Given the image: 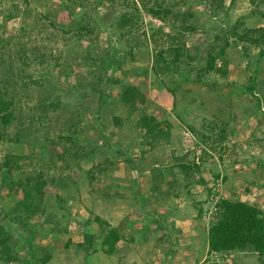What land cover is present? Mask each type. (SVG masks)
Returning <instances> with one entry per match:
<instances>
[{
	"label": "rangeland",
	"instance_id": "obj_1",
	"mask_svg": "<svg viewBox=\"0 0 264 264\" xmlns=\"http://www.w3.org/2000/svg\"><path fill=\"white\" fill-rule=\"evenodd\" d=\"M225 200L264 212V0H0V264H264Z\"/></svg>",
	"mask_w": 264,
	"mask_h": 264
},
{
	"label": "trees",
	"instance_id": "obj_2",
	"mask_svg": "<svg viewBox=\"0 0 264 264\" xmlns=\"http://www.w3.org/2000/svg\"><path fill=\"white\" fill-rule=\"evenodd\" d=\"M212 65H209L211 69ZM254 95V94H253ZM8 122V118L6 119ZM149 127V128H148ZM155 127L153 122V128ZM145 132L151 139L157 137L152 127L147 126ZM166 134L159 132V136L164 138ZM158 136V137H159ZM156 142L151 143L155 145ZM150 144V143H149ZM181 169L188 170L189 167L184 164L179 165ZM178 168V166H176ZM197 169H199L196 166ZM175 170V168L173 167ZM164 176V175H163ZM159 230H164L166 235L167 227L165 223H159ZM164 235H161V237ZM120 236L116 230L106 235L102 247L105 256L112 258L114 256L115 245L119 242ZM165 241V237L164 240ZM209 252H223L232 250H243L252 247L259 255L264 257V212L249 204L242 202L222 201L220 206V218L212 226L208 233ZM9 250V249H7Z\"/></svg>",
	"mask_w": 264,
	"mask_h": 264
}]
</instances>
